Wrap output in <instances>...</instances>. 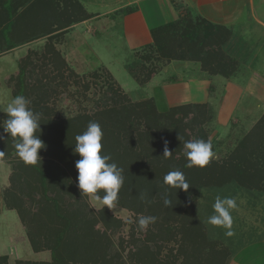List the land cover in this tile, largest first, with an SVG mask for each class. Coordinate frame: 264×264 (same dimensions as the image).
<instances>
[{"label":"trees","instance_id":"1","mask_svg":"<svg viewBox=\"0 0 264 264\" xmlns=\"http://www.w3.org/2000/svg\"><path fill=\"white\" fill-rule=\"evenodd\" d=\"M20 10L22 14L18 13ZM13 16L17 17V21ZM187 16L189 18L186 22L179 19L151 31L152 44L155 45L152 48L151 44L142 48L146 54L145 62H149L148 54H153L152 50L155 48L159 50L161 59L166 61L198 62L204 71L213 75L234 72V68L233 71H228L222 51L228 33L222 37L219 27L190 13ZM88 17L78 0H23L16 7H13L12 0L3 3L0 1V45L3 39L7 48L0 46V50H8L20 43L48 36L42 49H33L28 53L17 74L8 80L13 98L17 95H22L28 100L33 98L29 107L34 113L40 114L38 135L45 147L38 153L44 154L48 160H40L33 166L24 164L16 156L15 161L18 163L11 165L9 181H17L19 190L26 187L28 196L37 188L40 192L38 193L47 211V225L44 229L49 233V239L52 238L48 241L45 239L44 248L49 250L52 256V261L45 264H126L122 262L121 257L108 256L111 243L109 244L110 240L105 235L85 239L86 243L80 245L81 253L84 254L82 257H70L72 244L67 245L66 242L74 230L73 227L81 224L85 228H94V223L79 217L81 212H76V206L74 210L69 200H64V192L71 187L68 178L80 159L74 152L75 136L82 134L89 122H97L102 129L101 154L110 155L112 159L109 163L115 162L123 169L124 183L115 204L135 213H143V216L156 218L145 232L147 246L132 249L134 257H129L130 260L132 259L134 264H176L177 260L182 258L180 264H226L230 253L226 248L223 249L204 237L203 227L195 215L190 198H195L199 188L223 186L231 182L249 190L264 192V114L236 148L240 153L236 157L240 158V166L234 167L230 162L209 161L203 168H186L187 161L183 151V143L192 139L194 129L202 125L205 116L203 105L169 107L166 111L159 112L153 99L131 103L120 89H112V86H109L110 94L103 107L98 106L92 113L81 112L72 118L51 120V113L48 112L46 104L50 93L55 92L51 89L53 81H62L64 73L68 71L70 77L72 76L70 66L68 67L60 52L52 45L53 40L60 35L51 37V34L59 30L66 32L68 28ZM13 32L17 35L14 36ZM33 59L36 60L35 63ZM28 67L33 73L35 70L42 72L36 80V86L26 83ZM39 68H48V71H41ZM154 68L150 69L152 73H155ZM151 75L153 74L144 77L143 84L151 80ZM85 89L87 90L86 87ZM0 118V152L5 154L0 157V162H5L10 154H15V150L10 135L5 133L3 127L8 118L6 113ZM164 141H167L168 149L172 153L167 159L163 157ZM52 160L61 165L53 163ZM226 164L232 167L231 173L226 169ZM54 167L59 176L68 179L56 188L48 183V177ZM66 167L71 169L66 172ZM237 168H244V174L241 175L242 178L245 177V181H242L241 171ZM173 170L184 172L190 186L187 191L168 188L163 184L164 176ZM29 176L31 181H28ZM258 182L262 185L257 184ZM165 194L172 201L167 207L163 204ZM1 196L7 210L17 208L7 202L6 196L11 197L9 190L3 189ZM16 211L28 230L33 251L38 252L42 248L33 237L35 234L31 228L34 231V228L40 226L38 222L43 220V216L41 219L39 212L32 216L20 213L18 208ZM104 218V224L111 227L112 219L108 216ZM31 222L34 224L30 226ZM134 226L139 229L138 223ZM173 234L179 236L182 244H179L175 251L169 249L168 255L163 257V247L175 240ZM132 239H135L134 235L128 244L133 247ZM121 251L116 256H120ZM0 264H7L6 257H0Z\"/></svg>","mask_w":264,"mask_h":264},{"label":"rangeland","instance_id":"2","mask_svg":"<svg viewBox=\"0 0 264 264\" xmlns=\"http://www.w3.org/2000/svg\"><path fill=\"white\" fill-rule=\"evenodd\" d=\"M0 1L3 3L6 0ZM22 1L23 0L17 4H12L13 7L19 6ZM164 1L165 0H159L162 7L160 5H158V7L160 10L163 9L165 12L167 4H165ZM153 11L155 15L156 6H150L147 13L153 15ZM177 11L180 21H188L189 16H187L188 13H186L185 10H181L180 8ZM18 13L22 14V10ZM126 14L127 12L125 10L123 16H126ZM116 15L115 17L122 16L120 13ZM13 19L17 21V17L13 16ZM115 24L119 27L114 29L111 23L110 28H105L98 34L97 39L99 44H96L97 40L93 38L96 34L93 33V28L85 29V31H83V29H73L76 24L73 25V27L71 26V29L68 28L66 32L59 30L51 34V37L60 35L59 38L53 40L52 45L57 52H60L62 57L67 62L68 67L70 66L69 68L72 72L71 77L70 71H68L64 73V79L62 81L59 79L53 81L54 83L51 86V89H54L55 92L50 93L49 91L50 98L46 104V107L49 108L48 112L51 113V120H64L72 118L81 112L92 113L96 109L103 107L104 104H106L108 94H110L109 86H112V89H120L128 100L131 101V103L153 99L156 103L158 111L164 112L168 109V103L166 99H164L166 96H163L164 93L161 91L162 86L167 83L172 84L176 78L180 80L183 78H195L198 74L202 73L214 76L213 74L204 71L201 68L200 63H192V61H185L190 65V67L185 68L184 72L183 70L180 71L179 69L181 68L175 66L179 61L174 64V61L170 62L165 59H161L158 52L159 50H155V48L152 50L154 51L153 54H148V56H150L149 62H145L146 54H144L142 49H137L134 53H131L130 48L127 47V40L122 37V32H120L122 30L121 21L116 20ZM47 37L48 36L45 35L38 38L40 41L38 43H34L30 48L26 49V51L21 50L19 53L17 52L13 55L0 57V107L5 106L13 98L11 95L12 89L8 86V80L10 77L17 74L20 64H23V61L28 53L30 54L33 49H42L43 45L47 43ZM84 42L89 48L87 46H79ZM94 43L96 45H94ZM152 43L153 42L151 41L150 48L155 45ZM224 60L226 61V57H224ZM33 61L34 63L36 62L34 59ZM194 64L195 68H191ZM152 67H155V73L150 71ZM39 69H41V71H48V68ZM27 71L26 83H29L30 86L38 85L36 80L39 79L42 72L35 70L33 73L31 68L27 69ZM148 74H153L151 75L152 80L150 83L147 82L146 84H143L144 77L148 76ZM215 75L220 74L217 73ZM219 86L220 85H213L211 89H208L211 96L210 101L205 104H195L205 106V116L203 118L202 125L197 126L194 129L192 139H203L212 145L214 155L209 161L225 163L230 162L231 164H234V167H236L237 165L242 164L241 161H239V157L236 159L237 155L240 154L237 152L236 148L240 145L241 140L248 135L250 130L263 116L264 112H259L255 117H244L241 110L244 109L246 112L251 111L256 108L257 103H254V100L253 102H248V100L241 101L240 99L238 102L235 101L231 116L228 118L225 115L226 113L223 115V107L226 105H223L222 99L224 92L222 91V87ZM32 100L33 98L29 99L30 102ZM108 105L110 106L111 104ZM184 105L194 104L188 103ZM3 113V111H0V117ZM12 154H10L8 160L5 159V162H0V188L5 186L4 190H9V195H11V197L8 198L6 196L7 202H9L11 206L15 208L17 207L20 210V213L28 215L31 214L34 216L35 213L39 212L41 219L43 216V220H39L38 222L40 226L34 228V231L33 228H31L33 234H35L33 237L38 241L39 246L42 249L38 252L33 251L28 238V230L22 224L16 208L9 210L14 215V217L9 221H6L8 219L4 221L0 218L2 219L0 220V231L2 230V234L5 235L0 238V248H2L0 249V256H9V254H11L10 252L16 253V255L11 254L9 257H6L7 264L50 263L52 261L51 252L44 248L46 241L49 239V233L46 232V229H44V226L47 225V218L45 217L47 211L43 206L38 188L31 194V196H28V194H26V187L19 190L17 187V181L14 180L13 183L9 181V176L12 171L11 165L18 163L15 161L17 159L15 158L16 155ZM38 156L40 157V160L45 159L44 162L48 160L44 154L38 153ZM52 162L57 165H61L55 162V160H52ZM231 168L232 167H229L226 164V169L229 170L228 172L230 173L232 172V170H230ZM65 169L67 172L71 168L66 167ZM238 169L241 171L240 175L244 174V168H237V170ZM53 170L54 171H52L51 175L48 177L49 185L52 184V186L56 188L62 181H68L69 179L71 187L69 186L70 189L64 192V200H69L72 204V209L75 210V206L77 207L76 212H81L79 217L84 218L85 221L94 223V228H85L81 224L78 227H73L74 230L68 237L69 239L66 241L68 242L67 245L72 244V253L70 257H82L84 255L83 252L81 253L82 250L80 245H84V243H86L84 242L85 239H94V237L97 238L100 235H105L110 240L108 241L109 244L111 243L108 248V256L121 257L122 262H125L126 264H134V261L129 258L134 257L132 255V249L137 250L147 246L145 242V232L147 228L141 230L140 228L137 229V227L134 226L137 224V219L144 214L135 213L132 210H128L116 204L111 209L99 206L92 201L89 196L83 195L79 190L77 181L78 173L76 169L73 170L69 176L70 178L68 179L59 176V174L55 172V167ZM244 178H242L241 175L242 181H245ZM31 180L32 178L29 176L28 181ZM257 184L262 185L261 182H258ZM254 192H257V190L246 189L236 182H231L223 186L217 185L212 187L209 186L207 188H199L195 198H190V201L194 206L195 215L198 217L201 222V226L203 227L204 237L211 243H216L223 249L226 248V251L229 253L232 252L235 254V248L237 244L240 245V241L242 239V229H245L252 221L251 207L252 195ZM97 194L101 196L103 195L102 192H98ZM217 195H220L222 198L225 196L232 197L236 200L237 208L231 211L233 218L231 231L234 233L231 237L225 235V229L206 224L207 217L213 214L212 204L214 203V199ZM2 203L4 205L3 200ZM2 214H7V211L3 210ZM105 216L112 219L111 227L110 225L107 227L104 224V220L106 219L104 218ZM33 224L34 223L31 222L30 226ZM87 234L90 236L87 237ZM133 235L135 239H132V247V245L128 243ZM173 235L175 236L174 239L176 241L172 240L167 243V246L163 247L161 254L163 257L168 255L169 249H173V251H175L179 248V244H182L179 236L175 234ZM7 236L9 239H7ZM20 239L22 240L20 241ZM237 241L239 242L237 243ZM105 242L106 241H104V243ZM74 244H78V246L75 247ZM122 247L123 250L121 251ZM119 251H121L120 256H116ZM235 255V257H239L237 253ZM181 259L182 258H179L176 264H180Z\"/></svg>","mask_w":264,"mask_h":264},{"label":"crops","instance_id":"3","mask_svg":"<svg viewBox=\"0 0 264 264\" xmlns=\"http://www.w3.org/2000/svg\"><path fill=\"white\" fill-rule=\"evenodd\" d=\"M20 1L12 0V4H17ZM78 1L89 17L74 27L72 26L73 29L85 31V29L93 28V33H96L93 38L97 40L95 43L99 44L98 34L105 28H110L111 23L114 29L119 27L116 26L115 21L120 20L122 23L121 35L126 38L127 47L130 48L131 53L151 44L152 30L179 20L177 10L180 8L192 16H197L219 27L222 37L228 33L222 51L226 57L228 71H233L234 68V72L214 76L202 73L195 78H183L182 80L176 78L172 84L167 83L161 88L163 96H166L164 99L168 103L167 107H177L188 103L205 104L211 100L208 89H211L213 85H220L224 92H222L223 105H226L223 107V115L226 113L225 115L230 118L235 101L238 102L240 99L241 101L248 100V102L254 100V103H257L256 108L251 110L252 112L247 111V113L246 110H241L244 117H255L259 112H264V0H165L164 2L167 4L165 12L163 9H159L158 5L161 6L159 0ZM150 6H156L155 15L154 11L153 15L147 13ZM125 10L127 14L123 16ZM118 12L122 15L121 17H115L116 14H119ZM13 35L16 36L17 33L13 32ZM39 41L37 38L33 41L20 43L8 50L1 49L0 57L13 55L21 50L26 51ZM95 43L94 45H96ZM5 44V41L1 39L0 46L5 48ZM81 45L87 46L85 42L79 46ZM176 62L174 61V64ZM188 65L187 62L179 61L175 66L184 72L185 68L190 67ZM194 66L195 64L191 68H195ZM4 187L0 188V218L9 221L14 215L2 203L1 192ZM251 209V224H248L246 230L242 229L240 245L237 244L235 248V254L237 253L239 257H235L236 255L231 252L226 264H264V192H254ZM3 210H6L8 215L2 214ZM3 236L5 235L1 230L0 238ZM7 239H9L8 236ZM10 253L16 255L15 252Z\"/></svg>","mask_w":264,"mask_h":264},{"label":"clouds","instance_id":"4","mask_svg":"<svg viewBox=\"0 0 264 264\" xmlns=\"http://www.w3.org/2000/svg\"><path fill=\"white\" fill-rule=\"evenodd\" d=\"M30 101L17 95L5 106L0 107L7 115L3 127L5 133L10 135L17 158L26 165H36L40 162L39 150L45 147L39 139L40 114L34 113L29 107ZM103 132L97 122H89L86 130L75 136L74 152L80 159L75 167L78 173V188L83 195L89 196L92 201L102 207L111 209L115 206L120 188L124 183L123 169L108 154H101V140ZM186 168H203L214 155L212 145L198 138L187 140L183 143ZM0 152V157L4 156ZM167 141H164L163 157H171ZM163 184L168 188L187 191L189 184L184 172L180 170L169 171L163 178ZM102 192L103 195H97ZM143 199V197H142ZM163 204L167 207L172 201L165 194ZM237 208L236 200L232 197L217 195L212 204L213 214L208 216L206 224L225 229V235L231 237L233 218L231 211ZM154 216H140L137 223L141 230L146 229L155 222Z\"/></svg>","mask_w":264,"mask_h":264}]
</instances>
